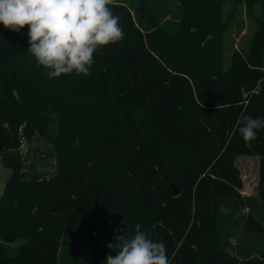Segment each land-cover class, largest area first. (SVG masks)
<instances>
[{
    "label": "trees",
    "instance_id": "1",
    "mask_svg": "<svg viewBox=\"0 0 264 264\" xmlns=\"http://www.w3.org/2000/svg\"><path fill=\"white\" fill-rule=\"evenodd\" d=\"M230 1L114 0L125 37L97 49L90 76L48 78L28 26L0 24V264H87L65 235L102 241L105 257L137 224L171 264H264V129L246 143L236 128L264 119V0L224 69ZM36 135L53 174L24 163ZM239 155L259 157L255 194Z\"/></svg>",
    "mask_w": 264,
    "mask_h": 264
},
{
    "label": "clouds",
    "instance_id": "2",
    "mask_svg": "<svg viewBox=\"0 0 264 264\" xmlns=\"http://www.w3.org/2000/svg\"><path fill=\"white\" fill-rule=\"evenodd\" d=\"M114 0H0V24L19 33L28 26L30 47L36 62L48 69V78L72 74L90 76L98 48L121 42L125 33L120 17L110 5ZM236 128L246 143L258 138L264 119L242 116ZM118 231H123L119 229ZM106 264H171L163 242L154 241L136 225L134 236L117 235Z\"/></svg>",
    "mask_w": 264,
    "mask_h": 264
},
{
    "label": "rangeland",
    "instance_id": "3",
    "mask_svg": "<svg viewBox=\"0 0 264 264\" xmlns=\"http://www.w3.org/2000/svg\"><path fill=\"white\" fill-rule=\"evenodd\" d=\"M248 4H251V14H248ZM224 15L233 14L230 18L229 27L224 36V60L223 68L226 69L230 65L231 55L235 48L248 47L251 36L257 27V17L261 15L260 0H239L237 4L233 1L225 2L223 5ZM32 149L28 151L29 145L23 142L22 156L24 163L29 165L34 161L38 170L53 174L56 171V162L54 156L50 155V145L43 138L36 135L30 144ZM259 157L256 155H239L237 157V164L241 168L244 188L246 194H255L258 180V165ZM11 170L4 166L0 158V195L3 191L6 181L10 176ZM34 203L31 199H26L24 204L31 205ZM96 236V235H95ZM83 248L75 238H69L66 235L63 237V243L71 246L76 254L78 250H84L82 262L87 264H102L104 259L106 264V257L99 252L102 248H106L102 241H97L95 238L89 236H82ZM104 264V263H103Z\"/></svg>",
    "mask_w": 264,
    "mask_h": 264
},
{
    "label": "water",
    "instance_id": "4",
    "mask_svg": "<svg viewBox=\"0 0 264 264\" xmlns=\"http://www.w3.org/2000/svg\"><path fill=\"white\" fill-rule=\"evenodd\" d=\"M173 189H174L175 194H179V188H178V186L173 185Z\"/></svg>",
    "mask_w": 264,
    "mask_h": 264
},
{
    "label": "crops",
    "instance_id": "5",
    "mask_svg": "<svg viewBox=\"0 0 264 264\" xmlns=\"http://www.w3.org/2000/svg\"><path fill=\"white\" fill-rule=\"evenodd\" d=\"M244 192V191H243ZM246 194V193H245Z\"/></svg>",
    "mask_w": 264,
    "mask_h": 264
}]
</instances>
